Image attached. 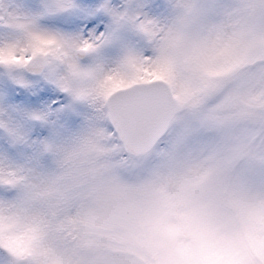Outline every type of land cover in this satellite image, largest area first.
<instances>
[{
  "label": "snow or ice",
  "instance_id": "6c2138e0",
  "mask_svg": "<svg viewBox=\"0 0 264 264\" xmlns=\"http://www.w3.org/2000/svg\"><path fill=\"white\" fill-rule=\"evenodd\" d=\"M0 264H264V0H0Z\"/></svg>",
  "mask_w": 264,
  "mask_h": 264
}]
</instances>
